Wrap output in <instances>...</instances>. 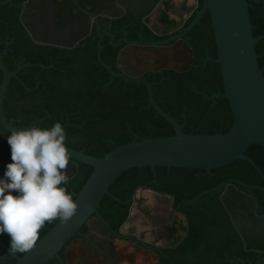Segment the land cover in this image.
<instances>
[{
  "label": "flooded vegetation",
  "instance_id": "1",
  "mask_svg": "<svg viewBox=\"0 0 264 264\" xmlns=\"http://www.w3.org/2000/svg\"><path fill=\"white\" fill-rule=\"evenodd\" d=\"M124 1L126 0H0V57L2 56V61L9 70L14 72L7 90H15L13 98L9 97L6 108L5 96L6 116L8 114L19 125L41 124L40 127H50L55 122L62 123V90H87L88 81L82 78V70L93 60L96 61V66L100 65V42L103 45L102 59L104 56L106 61H111L108 63L103 59L104 62L116 72H124L130 79H146L152 85L159 106L170 114L173 109L177 111L181 118L180 124L188 133L207 134L199 124L197 115L192 112H197L199 106H202L209 112L220 113L228 103L223 97L216 96L214 100L205 97L224 91L220 67L211 60L217 58L215 41L211 46H206L204 33L200 30L191 33L193 28L186 38H178L166 44H153L181 33L194 15L187 11L188 8L193 5L200 7L201 0H194V4L183 0L180 5H176L174 0H154L149 8H142L136 13L125 7ZM251 1L259 3L264 14V0ZM76 2L89 13L95 14V17L80 10ZM155 10L159 16L153 18L151 15ZM174 13L181 19L172 17ZM207 14L209 13L204 16ZM163 17L167 19L166 22ZM95 19L99 20V28ZM115 51L117 53L114 59ZM2 79L3 71L0 69V85ZM110 83L114 84L113 87L105 90H134L127 98L130 99L131 106L141 111L153 108L149 103L147 87L143 83L125 81L121 77L112 78ZM186 88L189 90H185ZM33 90H42L35 99L32 98ZM134 92L140 94L139 97H135ZM50 97L53 98L52 107H49ZM96 105L94 103L91 108ZM139 117L144 118V115ZM98 125L96 129L103 126ZM8 133L0 124V169L4 170L7 163L11 162V153L2 147ZM145 133L144 130H135L131 137L134 138L135 134L144 137ZM87 139L91 140V137ZM79 141L78 135L71 136L72 143ZM108 144L113 146L110 142ZM87 149L86 144H78L77 150L85 152ZM80 165L71 161L67 169L68 175L75 174ZM254 169L257 176L251 172L249 175L242 173V179L225 177L216 186L199 191L189 199L182 198L183 189L176 182L181 183L184 188L190 187L192 182L180 171L172 172L167 169L159 176L157 174L156 181L154 176L146 178L140 172L126 175L116 186V196L124 197H118L122 202L111 198L104 207L106 216L101 214L110 228L104 221L93 217L83 226L81 234L60 251L59 258L50 260L48 264H177L178 245L188 235L189 221L199 211H203L204 216L209 218L216 215L213 214L214 211L224 216L221 223L212 230L214 240L237 233L240 235V242L235 245L237 248L246 245L247 240L264 242L262 233L246 237L239 230L240 220L247 218L264 224V198L259 200L256 195V190L264 194L260 189L264 188V168ZM242 171L241 169L240 172ZM201 174L206 172H199L197 175ZM237 180L247 186L237 183ZM140 190L171 199L169 216L173 218L175 231L172 233V230L167 229V236L161 238L169 243L160 242L152 235L154 228L150 227L146 216L153 213L154 203L149 196L139 195ZM208 190L212 191L204 193ZM215 194H218L217 201L212 200ZM177 195L181 200L176 198ZM253 197H256V201ZM222 207L226 210L227 218L221 212ZM243 207H246L247 213L241 210ZM134 210L144 218L139 226L128 225ZM126 212V220L119 223L121 214ZM175 213H180L184 221L177 219ZM147 226L150 228L147 229ZM49 227L50 224H46L43 229ZM88 238L98 244L100 249L86 246ZM0 241L9 248L10 238L6 233L0 234ZM102 244L108 245L104 248ZM189 256L194 260L193 255ZM1 260L4 261L3 264H9L16 261V258L0 243Z\"/></svg>",
  "mask_w": 264,
  "mask_h": 264
},
{
  "label": "water",
  "instance_id": "2",
  "mask_svg": "<svg viewBox=\"0 0 264 264\" xmlns=\"http://www.w3.org/2000/svg\"><path fill=\"white\" fill-rule=\"evenodd\" d=\"M251 0H202L200 7L193 5L187 11L194 13V17L181 33L154 45L166 44L178 38H186L188 32L198 25L201 18L209 13L214 33L217 58L211 59L220 67L223 82V92H217L206 98L214 100L216 96L227 99L230 106L233 123L226 132L216 131L211 134L186 133L183 125L172 117L157 103L152 85L146 79H130L124 72H116L111 65L103 61L101 51L103 45L99 42L98 62L114 77H121L125 81L138 82L146 85L148 99L156 113L169 122L175 133L160 137H139L135 134L132 141L115 144L112 138L107 141L113 147L102 156L87 154L67 145L71 153L73 164H87L92 171L81 190L75 194V201L79 207L77 213L67 225L59 221L38 240L35 248L16 258L14 264H48L50 260L59 258L60 251L77 235L81 234L83 226L97 217L109 224L99 212V205L105 196L122 202L110 191L115 180L123 173L133 168L149 167L152 175L157 178V167L189 168L204 170L211 175L212 169L220 168L236 160L249 162L260 170L255 161L246 153L251 145L264 148V67L261 68L256 51L257 43L264 39V34L254 36L253 24L250 16ZM76 6L88 12L79 3ZM89 13V12H88ZM93 18L95 14L89 13ZM98 28L100 23L95 19ZM0 69L3 79L0 85V124L10 133L11 129H21L33 126L13 125L6 116L4 101L7 88L14 72L10 71L0 57ZM4 169H0L3 176ZM244 186L246 184L236 181ZM228 186V185H227ZM264 191L263 187H260ZM208 190L204 193H208ZM256 201V197H253ZM197 199V198H196ZM131 201V200H129ZM189 202V201H186ZM9 251V248L0 241ZM88 243L92 245H88ZM86 246L100 249L91 238L86 240ZM108 244H102L107 247ZM249 264H264V255Z\"/></svg>",
  "mask_w": 264,
  "mask_h": 264
},
{
  "label": "trees",
  "instance_id": "3",
  "mask_svg": "<svg viewBox=\"0 0 264 264\" xmlns=\"http://www.w3.org/2000/svg\"><path fill=\"white\" fill-rule=\"evenodd\" d=\"M249 10L254 36L264 34V14L261 5L255 1H250ZM193 17L194 15L191 19ZM145 30L152 34L148 27H145ZM196 30H200L204 33L206 46H211V44L214 43V33L209 14L202 17L199 24L194 27L191 33ZM256 51L258 54L264 53V39L257 43ZM116 53L117 51L113 53L114 59ZM103 59L106 61L104 56ZM67 61L68 59L64 60L62 64ZM258 61L260 67L263 68L264 55H262ZM106 62L109 63L111 61L107 60ZM82 72V78L88 81L87 90H62V126L67 133L66 145L78 149V144H86L88 149L85 153L102 156L113 147L105 140L107 138H112L114 143L119 145L132 141V131L134 132L135 130L146 131L144 137L169 136L175 133L173 126L162 116L158 115L153 108L150 111H141L130 105V99H127L128 94L134 90H105L113 87L114 84H109L111 80L110 73L104 67L100 65L96 66L95 60L89 63ZM95 73L99 75H95ZM185 90L189 89L186 88ZM41 91L42 90H33L32 98L35 99L38 97ZM14 94L15 90H7L5 108L9 102V97L13 98ZM133 94L135 97H139L140 95L135 92ZM52 101L53 98L50 97L49 107L53 106ZM94 103H97V105L91 108ZM192 113L197 115L198 120H200L199 124L202 125L205 129L204 132L207 134L214 133L215 129L218 131L222 129L226 132L233 123V116L228 103L220 113L209 112L206 107L202 106H199L197 112ZM171 114L177 122H181V118L177 111L173 109ZM139 115H144V118L139 117ZM7 118L11 123L19 125V123L8 114ZM98 124H102L104 127L96 129L97 126H99ZM36 126L40 127L41 124ZM183 131L188 133L186 128H183ZM75 134L80 137V141L72 143L71 136ZM89 137H91V140L87 139ZM2 147L5 148L8 153H11L7 140L2 143ZM101 148H104V150ZM246 153L259 167L262 169L264 168L263 147L251 145ZM241 169L243 170L242 172H240ZM166 170L167 168L165 167L156 168L158 176L161 172H165ZM170 170L172 172L180 171L184 173L185 178L192 182L191 186L188 188H184L181 183L176 182V184L181 185L183 189V194L181 196L185 199L192 198L199 191L216 186L225 177H238L242 179L240 176L242 173L249 175L251 172H254L256 174L255 176H257L254 167L249 162L242 160H236L229 165L212 169V175H197L199 172L205 173L204 170L199 169L170 168ZM91 171V166L81 164L75 171V174L70 176L72 179L70 184L67 185V188L73 194L74 199L75 194L81 190ZM139 172L146 178H153L149 167L133 168L120 175L110 187V191L116 195V186L118 183H120L126 175L131 173L138 174ZM256 195L259 200L264 198V194L258 190H256ZM118 197L124 198L122 196ZM176 198L181 200L178 195ZM110 200L111 198L109 196H105L102 199L99 205L100 214L106 216L104 207L108 205ZM212 200L217 201L218 194H215ZM221 212H223L227 218L224 207L221 208ZM213 214L216 215H212L209 218L204 216L203 211H199L192 217L191 221H189V226L187 228L188 235L178 245L179 259L177 260V264H249L264 255V242L261 240H247L246 245L237 248L235 245L240 242V235L237 233L234 235L229 234L226 238L217 240L212 239L214 234L212 230L224 219V216L218 211H214ZM127 216L128 212L121 214L118 222L122 223L126 220ZM53 225L54 223L50 224L49 228L42 229L40 237ZM21 255L22 254H20V256ZM189 255H193L194 260H190L188 258ZM15 262L16 261H13L9 264H14ZM3 263L4 261L1 260L0 264Z\"/></svg>",
  "mask_w": 264,
  "mask_h": 264
},
{
  "label": "clouds",
  "instance_id": "4",
  "mask_svg": "<svg viewBox=\"0 0 264 264\" xmlns=\"http://www.w3.org/2000/svg\"><path fill=\"white\" fill-rule=\"evenodd\" d=\"M61 122L50 127L11 129V162L0 178V234L10 238L11 255L32 251L46 224L67 225L78 203L67 185L71 153Z\"/></svg>",
  "mask_w": 264,
  "mask_h": 264
},
{
  "label": "rangeland",
  "instance_id": "5",
  "mask_svg": "<svg viewBox=\"0 0 264 264\" xmlns=\"http://www.w3.org/2000/svg\"><path fill=\"white\" fill-rule=\"evenodd\" d=\"M145 10V9H144ZM159 16V15H158ZM182 16V14H180ZM179 20L181 19L180 17L178 18ZM163 21L166 22L167 19L163 17ZM153 23L154 20H153ZM158 27H161L160 24H158ZM104 126L100 127L103 128ZM69 172V170H67ZM139 195H147L151 198V201L154 203V206L152 207L153 213H149V216L147 215L146 219L150 223V227H153L154 229L152 230L154 235V238L157 239L160 242H165L166 244L169 243L166 239L161 240V238H165L167 236V229L172 230L171 232L173 233L175 223L172 222L173 218L170 215L171 212V199L167 196H157L153 195L152 193H146L142 190L138 192ZM245 203V201H244ZM242 203V204H244ZM244 212L247 211L246 207L241 208ZM247 213V212H246ZM175 216L177 219H180L184 221L183 216L180 213H175ZM236 218V216H234ZM248 219V220H247ZM245 220H240L241 224L239 226V230L242 232L243 236L246 237H252L255 235H260L261 233L264 234V224L263 223H258L256 219H249L247 218ZM144 222L143 215L134 210L131 217L129 218L128 225H133L136 224L139 226V224ZM185 224V223H183ZM147 226V229L150 228ZM190 260V256L188 257Z\"/></svg>",
  "mask_w": 264,
  "mask_h": 264
},
{
  "label": "crops",
  "instance_id": "6",
  "mask_svg": "<svg viewBox=\"0 0 264 264\" xmlns=\"http://www.w3.org/2000/svg\"><path fill=\"white\" fill-rule=\"evenodd\" d=\"M136 1V2H135ZM176 5H180L183 0H174ZM154 2V0H126L123 2L124 6L127 8H131L135 13L142 10V8L146 9L149 8V6ZM189 4H194V0H188ZM158 15V13L156 12V10L152 13L151 16H153V18ZM172 17L174 18H179V15L177 14H172ZM153 18H150L151 21H153ZM0 178H2L0 176Z\"/></svg>",
  "mask_w": 264,
  "mask_h": 264
}]
</instances>
